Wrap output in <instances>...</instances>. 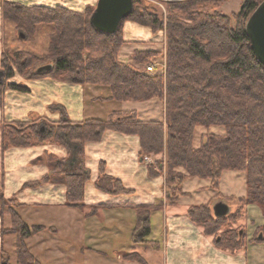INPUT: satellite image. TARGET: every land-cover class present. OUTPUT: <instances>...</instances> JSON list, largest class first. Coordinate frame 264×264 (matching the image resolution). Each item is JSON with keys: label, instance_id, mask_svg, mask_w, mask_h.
Returning <instances> with one entry per match:
<instances>
[{"label": "trees", "instance_id": "16d2710c", "mask_svg": "<svg viewBox=\"0 0 264 264\" xmlns=\"http://www.w3.org/2000/svg\"><path fill=\"white\" fill-rule=\"evenodd\" d=\"M226 0H171L166 1L165 15L133 0L132 12L121 21L117 32L106 36L89 24L94 7L76 12L63 7H26L16 2L3 1L4 21L11 22L21 33L20 40H31L35 27H53L44 57L27 51H2L0 55V108L5 90L28 93L26 84L14 83L15 74L25 81L51 79L73 85H93L107 89L105 101L142 103L153 99L162 102L163 118L141 120L133 111H113L105 120L89 118L71 121L66 115L64 124L12 121L0 123V147L24 148L39 143L64 147L66 160L46 153L49 173L23 184L34 188L49 182L65 186L66 204L83 210L84 185L89 181V170L84 165L83 145L99 142L106 131L136 135L139 157L165 152V165L157 161L147 167L148 176L157 177L165 171L164 187L179 191L185 179L208 180L218 191L224 171L243 172L245 195L214 198L234 203L235 210L216 217L209 203L192 204L185 213L190 221L211 236L215 248L230 254L244 252L248 244L264 242V226L256 236L247 239L231 225L245 216L246 206H256L264 217V66L256 59L247 34L245 22L262 0H243L236 15L227 17L218 11ZM135 22L153 33L164 32V70L151 73L138 69L149 63L155 51L135 50L129 63L118 60L124 40L122 23ZM234 21V24H231ZM49 65L45 71L42 66ZM65 113V112H64ZM40 118V117H38ZM221 127L223 134L204 132L199 145H194L196 129ZM37 160H41L38 158ZM73 161V165H69ZM155 167V169L153 168ZM4 175L0 172V217L7 211L10 226L1 227L0 235L15 236L16 260L11 262L4 248L0 249V264H40L29 251L26 240L38 234L43 226L27 225L16 210L21 204L3 193ZM95 188L109 194L129 193L122 183L105 174L104 162L99 163ZM170 200L175 197L168 196ZM136 207V226L133 235L142 241L150 235V213ZM92 206L86 216L97 212ZM154 210V209H152ZM258 233L262 237H258ZM124 259L147 264L137 253H127Z\"/></svg>", "mask_w": 264, "mask_h": 264}, {"label": "crops", "instance_id": "0c3cea01", "mask_svg": "<svg viewBox=\"0 0 264 264\" xmlns=\"http://www.w3.org/2000/svg\"><path fill=\"white\" fill-rule=\"evenodd\" d=\"M3 1L16 2L26 7H63L76 12H84L87 7H94L97 3V0H0V55L4 50L5 39H8L6 35L11 31L9 23L2 18L1 4ZM121 31L124 40L122 46L142 45L143 49L141 50H150L145 46L163 42V31L153 33L150 28L135 22L124 21ZM4 36L6 37L4 38ZM134 49L136 50L137 47ZM27 86L30 89L28 93L5 90L3 105L0 108V123L18 120L29 121L43 117L45 114L50 115V111L54 117L53 109L48 110L52 104L63 107L66 117L74 122L89 118L105 120L111 111L119 109L116 105L143 104L152 101L142 103L105 101L109 96L107 89L104 90V88L93 85L65 84L47 78L31 81ZM64 86L70 90V95L69 93L66 95L67 98H63L58 93V87ZM93 89L96 91L103 89L104 96L94 95V97L91 91ZM95 102L114 103V105H111L112 108L107 116H92L89 112L92 107L90 105ZM137 116L140 117L138 112ZM162 118L150 117L146 120ZM45 119L47 118L45 117ZM139 148V139L136 135H126L114 131H106L99 142H88L83 145L84 165L89 170L90 179L84 185V207L81 211L66 204L65 186L62 183L49 182L34 188L22 187L24 183L38 180L49 173L48 164L44 159L46 153L52 154L56 159L66 160L68 152L64 147L51 143H39L30 147L9 148L4 152L0 147V172L4 175V196L14 197L21 204L18 213L27 225H39L45 229L26 240L31 254L38 261H45L46 258L51 257L53 259V250L58 253V258L66 255L67 251L60 248L59 244L61 243L56 238L60 234L58 227L61 226V230L66 233V238L62 243L69 251H72L77 245V250H80L82 254L93 252L97 255L106 256L110 253L116 256V261H83L82 264H139L136 261H124L122 258L123 254H127L128 251L133 252L134 247L138 249V246L141 247L142 256L146 250H151L152 247L156 250L161 248L167 253L163 261L159 262L146 261L143 256L147 264H160V262L161 264H247V261H251L248 250L264 243L248 244L244 252H238L236 255L220 252L213 247L212 238L205 236L201 228L195 226L187 217L185 213L187 207L192 204L206 203L209 200L208 195L206 200L200 203H182V210H179L177 206H166L163 209L151 211L150 225L153 215L158 216L159 213L162 215L164 234L161 245L160 241L152 237V225L147 239L156 241V245L150 246L133 240V230L137 221V211L133 206L160 201L164 186L161 176L148 178L146 165L139 161ZM38 158L41 160H37ZM101 161L105 164V174L118 179L123 187L130 191L129 193L109 194L95 188L94 182L98 178V167ZM69 165H73V161H69ZM208 182L206 180L205 184L197 186V191H195H206ZM183 190L187 191V194H191L189 190L185 188ZM187 194L182 195V198L189 196ZM95 204L100 205L97 212L86 216L85 213L90 210L89 207ZM39 211L50 214V216L46 215V222L39 219L37 222L26 221L29 215L32 216ZM246 212L248 213L246 221L251 223L252 219H259L257 224H254V227L250 229L251 231H248L246 238L249 239L250 234L258 227V223H264V217L254 205H248ZM251 213L254 218L251 217ZM5 226H10V218L7 213L0 217V228ZM129 238H131L130 241ZM125 239H128L129 246L123 248ZM52 241L55 244L54 249ZM14 242V235H0V249L4 248L13 262L16 260ZM62 252L63 254L59 256V253Z\"/></svg>", "mask_w": 264, "mask_h": 264}, {"label": "rangeland", "instance_id": "374dc122", "mask_svg": "<svg viewBox=\"0 0 264 264\" xmlns=\"http://www.w3.org/2000/svg\"><path fill=\"white\" fill-rule=\"evenodd\" d=\"M143 2L144 5H147L149 7L154 8L159 14L165 15L166 13V7H165V3L166 1H171V0H141ZM174 1V0H173ZM243 0H226L225 2L221 3L218 7V11L223 13L224 15H226L227 17H231V15H236V13L238 12L241 4H242ZM7 23H9V29H11V31H9L7 38L5 39V43H4V51L7 52H14V51H27L30 53H33L39 57H44L47 53V49H48V42H49V36L50 34L53 32V27L51 25L48 24H39L35 27V31H34V37L31 40H20V36L21 33H19L15 28L14 25L11 22L5 21ZM246 23V22H245ZM231 24H234V21H231ZM20 35V36H19ZM4 36V38L6 37ZM165 35H163V42L160 43H155L154 45H149V46H145L147 49H150V51H155L156 56L153 58L149 59V63H140L137 65L138 69L140 70H145L147 65H152L153 66V71L151 73H162L164 70V50H165ZM136 50H140V51H144L141 50L143 49L142 45H128V46H122L118 52V60L121 62H125V63H129L131 61V55L132 53L135 51L134 48H136ZM144 47V48H145ZM12 82L14 83H22V84H28L31 81H25L23 80L19 75L15 74L14 77L11 79ZM67 84V83H65ZM48 87V86H47ZM56 88V87H54ZM71 89V88H70ZM30 90V89H29ZM58 90L60 93V95H62L63 98H67L66 95L67 93H69L70 95V90L67 86L64 87H58ZM105 90V89H104ZM104 90L103 89H99L98 91H96L95 89L91 90L93 92V96H104ZM91 93V92H90ZM94 96V97H95ZM71 97V96H70ZM90 103V101H89ZM87 102V104H89ZM92 103V102H91ZM114 105V103H112ZM112 104H107V103H100V102H95L93 103V105H90L91 109L89 110L90 114L92 116H99V117H103V116H107L108 112H110V108ZM122 105V106H121ZM96 106V107H95ZM116 107H118L119 109L121 108L122 110L116 109L114 111H135L136 113L138 112L139 116L138 119H148L150 117H157L158 119L161 117L162 118V102L157 100V99H153L151 102L149 103H143V104H120L116 105ZM136 108V109H133ZM49 109H53L54 117H52L51 115V111ZM48 110L50 111V115H46L43 116L44 118L46 117L47 121H49V124H64L62 118L65 117V113H64V108L61 106H56L54 104H52L51 106L48 107ZM138 110V111H136ZM112 112V111H111ZM110 112V113H111ZM49 117V118H48ZM141 119V120H142ZM156 120V119H155ZM41 122L42 123V117L40 118H36V119H32L29 121H25V122ZM196 137L194 140V145L198 146L199 145V138H200V134L204 133V132H212V133H216V134H223L224 133V129L221 127H211L209 129H205L204 127H198L196 129ZM44 159L46 160V157H44ZM139 161L141 164L146 165V167H148L149 165H154L157 161H162L163 164L165 165V152H162L161 154H150V155H143L142 157H139ZM155 166V165H154ZM155 169V167H153ZM158 176H161L163 178V182L165 181V171H162V173H160ZM157 176V177H158ZM148 178H151L148 176ZM155 178V177H154ZM206 183V180H199L197 178L194 179H185L181 185H180V190H174L172 192L168 191L164 186L162 189V194L163 196L161 197L162 199L160 201H156L152 204H138V205H134L133 207H140V211H145L146 209L149 211V213H151V211H153L152 209L156 210V209H163L166 206H174V207H178L179 210H182V203L186 204V203H200L203 202L204 200H206V196L208 195L209 200L206 203H209L210 205H214L217 202H223L226 205H228L229 207V212L230 211H234L235 209V205L234 203H232V201L226 202L225 199H217L214 198L216 194H220L222 197L225 198H229L232 197L234 199L242 197L245 195V175L243 172H236V171H224L221 174L220 177V181H219V186H218V191L213 190L210 187V182H208V189H205L206 191L204 192H196V188H198L199 186L203 185ZM198 186V187H197ZM189 190L191 192V194H187L188 192L183 190V189ZM220 188V190H219ZM196 190V191H195ZM222 192V193H221ZM127 194V193H126ZM189 195L186 197L182 198V195ZM223 194V195H222ZM225 195V196H224ZM175 197L176 200H170L169 197ZM204 204V203H202ZM92 206H97L98 208L100 207V205H91L89 208L91 209ZM84 207V204H83ZM143 207H145V210L143 209ZM247 207V206H246ZM20 206L16 209L17 211L19 210ZM246 209V208H245ZM228 212V213H229ZM5 213H7L8 217L9 213L6 211ZM48 214V216H50L49 213H46L44 211H42L40 213V211L38 213L33 214L32 216L29 215V217L26 218V221L29 222H37V220H41L43 222H46V215ZM247 215L248 213L245 212V216L241 217L240 220L238 219L233 220L232 223L228 224L231 225L233 228L238 229L239 230V234H244L247 236L248 231H251L250 229H252L254 227V224H257V222L259 221V219H255L251 213V217L254 218L252 219L253 221L250 223L246 220L247 219ZM150 220V219H149ZM257 220V221H256ZM162 215L161 213H159L158 216H152L151 219V225L153 228V232H152V237L155 240L160 241V245L162 244L163 241V234H164V228H163V222H162ZM252 224V225H251ZM258 223V227H256L255 231L253 233L250 234V238L252 236H256L257 231L260 230L261 226H264V223L261 224ZM57 225V224H56ZM150 225V227H151ZM6 227V226H5ZM9 227V226H8ZM6 227V228H8ZM60 228L58 232H60V234H58V236L56 237L58 239V241L61 243L59 244L60 248H63V251H67L66 255L58 258V253H55V250H53L52 252L54 253L53 255V259L51 258H46L45 261H39L40 264H82L83 261H116V256L115 254H108L106 256L104 255H97L94 254L93 252L91 253H87V254H82L80 250H77V245H75V247L72 249V251H69V249H66V245H64V243H62L65 238H66V233L64 230H61V226L58 227ZM45 229L41 230L44 231ZM134 232V230H133ZM40 232H38L39 234ZM134 237V235H133ZM211 237V236H210ZM258 237H262L261 233H258ZM131 240V238H129V241ZM133 240L135 242H138V240H136V238L134 237ZM54 241H52L51 243L53 244ZM140 243H146L149 244L150 246H154L156 245V241L151 240V239H143L142 241H139ZM261 244L264 242H258L255 244ZM123 248H126L129 246V242L128 239L123 240ZM213 244V243H212ZM254 244V243H251ZM55 244H53L52 248L54 247ZM213 247L215 248V246L213 245ZM54 249V248H53ZM151 250H146L143 254V256H145L146 261H163V259L165 258V255H167V253H165V251L161 248H159L158 250H156L155 248L153 249L150 248ZM217 249V248H216ZM141 247L138 246V249L134 247L133 252L128 251L129 253H137L139 254L142 258H144L140 252ZM167 250V249H166ZM219 250V249H217ZM220 252L229 254V255H236V254H230L227 251H222L219 250ZM249 254L251 256L250 260L251 261H247V264H264V244L262 245H257L253 248H250ZM7 252V251H6ZM168 252V251H167ZM8 254V252H7ZM63 254L59 253V256H61ZM124 255V254H123ZM122 255V258H123ZM9 256V254H8ZM44 259V258H42ZM58 259V260H57ZM124 261H136V260H127L124 259ZM13 262V261H11ZM161 264V262H160Z\"/></svg>", "mask_w": 264, "mask_h": 264}, {"label": "water", "instance_id": "95a60500", "mask_svg": "<svg viewBox=\"0 0 264 264\" xmlns=\"http://www.w3.org/2000/svg\"><path fill=\"white\" fill-rule=\"evenodd\" d=\"M132 9L133 0H97L89 17V24L95 31L103 35H113L117 32L121 21L132 12ZM245 32L256 59L264 66V0L258 4L246 20ZM49 68V65H45L38 70L45 71ZM2 75L0 70V81H2ZM212 211L216 217L225 216L229 212V207L223 202H217L212 206Z\"/></svg>", "mask_w": 264, "mask_h": 264}, {"label": "built area", "instance_id": "2783aa9c", "mask_svg": "<svg viewBox=\"0 0 264 264\" xmlns=\"http://www.w3.org/2000/svg\"><path fill=\"white\" fill-rule=\"evenodd\" d=\"M146 71L152 72L153 71V66L152 65H147L146 66Z\"/></svg>", "mask_w": 264, "mask_h": 264}]
</instances>
